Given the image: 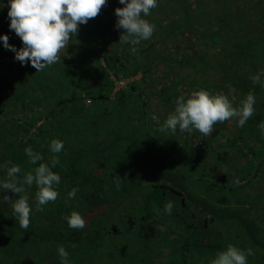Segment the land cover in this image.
<instances>
[{"label": "trees", "instance_id": "16d2710c", "mask_svg": "<svg viewBox=\"0 0 264 264\" xmlns=\"http://www.w3.org/2000/svg\"><path fill=\"white\" fill-rule=\"evenodd\" d=\"M0 3V35L19 49L22 41L9 29L8 0ZM158 5L145 17L155 25L153 36L132 45L119 41L123 29L115 27V9L123 5L108 0L96 18L79 25L60 62L40 72L30 62L22 66L0 41V181L11 164L21 167V182L37 166L29 163L26 147L48 162L50 141L64 145L52 169L61 177L57 200L37 211V188L25 185L32 207L27 232L10 204L0 202V264H61L58 246L68 252V264L104 255L110 264H136L116 251L125 244L123 235L151 251L162 220L183 237L177 241L181 253L192 251L196 238L209 237L217 222L241 227L253 245L264 240V136L258 128L264 87L249 79L264 72V0ZM119 79L123 84L114 88ZM201 88L235 97V103L252 91L255 114L243 127L235 120L217 123L210 136L161 132L176 98ZM127 151L138 155L134 162ZM73 188L78 191L69 199ZM4 195L18 198L0 190ZM240 209L250 226L238 218ZM72 211L85 219L83 229L68 226ZM219 216L223 220H207ZM126 245L129 255L134 249Z\"/></svg>", "mask_w": 264, "mask_h": 264}, {"label": "clouds", "instance_id": "9594fccd", "mask_svg": "<svg viewBox=\"0 0 264 264\" xmlns=\"http://www.w3.org/2000/svg\"><path fill=\"white\" fill-rule=\"evenodd\" d=\"M108 0H8L9 29L21 39L22 47L17 49L9 43L7 35H0L3 47L15 53L14 59L20 64L29 62L37 72L43 71L59 63L60 52L67 49L73 36L79 31V25L87 24L90 19L96 18ZM123 7L115 9L116 29H123L120 42L137 45L143 40L150 39L156 28L145 17L151 15V10L157 8L158 0H119ZM5 5L0 3V9ZM136 51L135 47L132 49ZM264 72H258L249 77L253 85L264 87ZM229 90L231 84H227ZM255 95L249 91L246 96L235 103L223 93L212 94L205 89L192 90L182 94L175 100L174 110L169 112L161 132L191 134L198 131L204 136H210L215 131L217 123L235 120L238 127H243L255 114ZM152 120H157L155 115ZM258 128L264 136V121L259 122ZM64 145L59 139H52L49 150L54 155L48 162H42L44 157L35 152L31 146L24 149L29 157V163L37 165L34 169L23 173L22 182L18 177L22 173L19 165L11 164L6 169V178L0 181V190H11L13 199L8 195L0 197V202H7L13 210V217L18 221L21 229L27 232L31 222L32 207L29 196L26 194L25 185L31 187L35 184L37 191L36 210L43 211V206L55 202L59 196L56 190L61 183V177L52 169L60 163L58 155ZM116 186L119 188L120 179L117 176ZM78 189L73 188L68 193V198L73 199ZM173 203L165 205V211L171 214ZM68 226L81 230L86 226L85 219L77 211H72L66 217ZM61 264H68V252L63 246L57 247ZM252 249H241L233 244L215 254L210 264H248V257L253 256Z\"/></svg>", "mask_w": 264, "mask_h": 264}, {"label": "rangeland", "instance_id": "374dc122", "mask_svg": "<svg viewBox=\"0 0 264 264\" xmlns=\"http://www.w3.org/2000/svg\"><path fill=\"white\" fill-rule=\"evenodd\" d=\"M119 80H121L122 82H118L116 80L114 88L123 84L124 80ZM103 137L105 139V136ZM127 152L126 153L129 156V159L134 162V158L138 157V155H136V153H133L132 151ZM127 166L128 165H126V167ZM148 179L150 180V178ZM262 206L263 204L260 203L257 207L262 208ZM124 210L125 209H122V212ZM191 210H193L196 214L195 207H192ZM244 212L245 211L243 209H240L238 212H236L239 219H244ZM218 218L220 219L222 218V216L210 217L207 220H217ZM193 220H195V216H193ZM221 220H223V218ZM114 221L118 223L117 220ZM162 221H160L159 226H157L156 233L158 234V241L151 251H142L143 243L141 246V244L139 243H134V241L136 240L132 236H129L127 234L123 235L122 239L125 244L122 246L121 250H116L117 252L121 253V256L124 258L123 261H127L129 259L130 262L136 264H210V260L215 257V254L217 252L224 250L228 244H233L234 246H237L241 249H252L254 255L248 257V264H264V248L262 247L264 246V240H261L260 246L251 244L249 240L244 237L246 236V234L243 232L241 227H238V230L234 231L235 229L232 230L227 226L226 229L219 226L221 225V223L219 222H217L219 224L217 226H215L216 224L214 223L212 233L209 235V237L204 236L196 238L194 240V249L192 251H185L181 253L177 241L183 240V237L179 236L178 233L174 232L173 230H169V228L166 227ZM245 222L250 226L249 220H245ZM194 228L196 229L197 226L194 225ZM126 244L132 246V249H134V251L130 250L131 253L129 255L128 252H125L127 250ZM147 244L149 246H152L151 243L147 242ZM117 252L116 254H118ZM109 257V255H104L102 261L91 258L95 260V262H85L84 264H110ZM137 257L140 258L137 259Z\"/></svg>", "mask_w": 264, "mask_h": 264}, {"label": "built area", "instance_id": "2783aa9c", "mask_svg": "<svg viewBox=\"0 0 264 264\" xmlns=\"http://www.w3.org/2000/svg\"><path fill=\"white\" fill-rule=\"evenodd\" d=\"M117 81H118V82H122L121 80H117ZM82 95H84V94H82ZM85 100L88 101V98H86Z\"/></svg>", "mask_w": 264, "mask_h": 264}]
</instances>
